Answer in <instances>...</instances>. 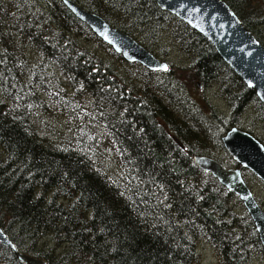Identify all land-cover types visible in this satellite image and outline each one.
<instances>
[{
    "label": "trees",
    "instance_id": "16d2710c",
    "mask_svg": "<svg viewBox=\"0 0 264 264\" xmlns=\"http://www.w3.org/2000/svg\"><path fill=\"white\" fill-rule=\"evenodd\" d=\"M50 1L0 0V213L17 229L0 226L16 248L21 236V242L48 238L62 244L66 260L79 255L86 264H196L197 241H208L223 264L264 261V247L239 198L193 159L207 156L229 168L233 160L221 139L238 128L250 103L264 122L256 93L209 42L153 0H71L149 52L156 50L159 24L172 20L174 41L184 53L199 54L201 81L213 84L216 69L228 72L233 118L204 129L207 139L196 135L200 142L185 133L189 142L183 138V145L174 103L185 92L171 66L153 72L127 62L60 0ZM221 1L264 47V29H252L253 15L243 16L234 0ZM251 1L253 14L264 18L261 1ZM106 54L109 63L102 60ZM111 61L138 69L140 92L128 87L130 81L121 88L116 75H105L116 71ZM186 98L190 119L202 125L198 103ZM42 119L79 127L69 138L52 141L41 130ZM245 130L264 145L256 129ZM95 134L100 139L93 143ZM107 160L119 168L117 176L104 166ZM34 252L24 253L47 258L44 250Z\"/></svg>",
    "mask_w": 264,
    "mask_h": 264
},
{
    "label": "water",
    "instance_id": "95a60500",
    "mask_svg": "<svg viewBox=\"0 0 264 264\" xmlns=\"http://www.w3.org/2000/svg\"><path fill=\"white\" fill-rule=\"evenodd\" d=\"M70 13L124 60L139 63L150 71H166L167 64L157 59L137 41L114 29L96 15L88 13L71 0H60ZM157 7L173 15L209 42L219 57L253 90L264 105V47L242 25L230 8L220 0H153ZM226 152L242 168L264 184V146L250 134L232 128L223 138ZM195 164L210 173L242 201L264 247V210L245 183L241 170L227 169L215 159L194 157ZM0 244L24 264H45L19 253L0 226Z\"/></svg>",
    "mask_w": 264,
    "mask_h": 264
},
{
    "label": "rangeland",
    "instance_id": "374dc122",
    "mask_svg": "<svg viewBox=\"0 0 264 264\" xmlns=\"http://www.w3.org/2000/svg\"><path fill=\"white\" fill-rule=\"evenodd\" d=\"M85 2L90 1L98 2L97 0H81ZM238 2L237 9L238 11L246 17L252 16L253 21H255L252 29L254 31H258L264 29V18H261L258 16V14H253V12L256 10V8L252 5L251 0H234ZM261 1V5L264 6L263 0ZM47 2H52L50 0H47ZM92 4V3H91ZM50 6L53 7L52 3H50ZM173 23L172 20H163L162 23L159 24V30L157 31L159 33L157 40L154 41L155 44L153 45V48L156 49L154 52H150L153 54L156 58H158L161 61H166L170 66L172 73L176 77H180V85L182 86V90L185 92L184 99H177L175 100L174 105L175 107V115L178 117L177 124L180 127V132L185 135V137L181 138V143L184 145H187L185 143L184 139L188 141V138L185 133H188L190 136H200L203 139V136L205 134V130L209 127H219L223 122H225L226 118L230 119V117L233 118L234 111L230 104L227 101V93L225 89H228V83H230L231 76L226 72L225 70H215L214 78H216L215 83L209 84V81L203 82L201 79H199V76H201L200 72H196V70H201L199 67V61L200 57L199 54L192 55L190 53H184L182 49L180 48L179 44L174 41V37L172 34V31L170 29V23ZM128 23V22H127ZM258 23V27H257ZM249 31V30H248ZM250 32V31H249ZM251 33V32H250ZM253 34V33H251ZM254 36V35H253ZM192 55V56H191ZM104 56V57H103ZM101 55L102 60L105 63H109L110 56ZM203 59L201 58V61ZM112 62V61H111ZM115 66V72L114 74H110L108 72L105 73L109 78H112L113 75H116L117 81L121 84L120 87H124L126 82H131V85L128 86L130 88H133L134 92H140L139 89L143 88L142 84L139 80L138 76V69L134 66H122L120 62H112ZM192 69H189V68ZM169 70V69H168ZM110 74V75H108ZM217 79H220L218 81ZM222 81L224 83H222ZM128 89V88H127ZM234 89L231 90V94L234 95ZM121 90H118L116 93L119 94ZM236 92V91H235ZM189 97L193 101L196 100L198 103L197 108V117L199 121L202 123V125H199L190 119L191 115L190 113H187V109H185L184 106V100H186ZM165 101H174L172 98L165 99ZM196 103V104H197ZM190 106V104L187 102ZM261 113H259L256 109V105H252L250 103L248 106H245V110L243 111V115L237 120L240 122V125L238 128L240 130H245L246 128L256 129L257 135L261 137L262 140H264V122L261 118ZM196 118V117H195ZM224 118V119H223ZM100 119V118H99ZM44 124L46 126H40L41 130L43 131V134L48 136L52 141H58L61 137L64 139L69 138V136L73 135L75 131L78 129L79 126L68 123L67 121H60V122H50L49 124L45 122L44 119H42ZM191 123L195 129H191L186 124ZM97 123L99 121L97 120ZM102 123V122H101ZM254 124V125H253ZM242 127V128H241ZM209 130V129H208ZM211 131V130H209ZM209 131L206 132L210 133ZM212 132V131H211ZM180 134V133H178ZM206 137V136H205ZM184 138V139H183ZM100 139L96 134L92 137L93 143ZM204 139H207L204 138ZM203 139V140H204ZM197 141H201L196 136ZM189 142V141H188ZM191 143H189L190 145ZM193 144V143H192ZM213 148V147H210ZM222 155H218V158H221ZM106 168L111 169V173L115 176L119 173V168L115 166V163H111L110 161H106L105 165ZM120 177L116 180L119 181ZM253 190L255 191L256 196L261 199L264 205V185L255 177L252 176L251 183ZM231 207L238 213L239 211L236 210L234 207V204ZM240 215H242L241 212H239ZM4 214V215H1ZM0 225L4 227V229L11 231L13 233V229L16 230L17 226L15 228L10 226V218L3 212L0 213ZM24 240L23 236L20 237V239L17 241L18 246L21 248L20 251L23 254L32 252L35 254V249L38 251L44 250V254L47 255V258L41 256L39 259L43 260L46 264H86L84 260H82L79 255L78 258L76 256H71L69 258L67 255V260L64 258L63 252H62V244H57V242H51V239L44 238V239H38L37 241H33V239L28 240V242H21ZM35 248V249H34ZM55 248V251H52L51 249ZM196 253L198 256L196 264H223L222 258L217 251V249L212 245L211 242H203L199 243L197 241L196 245ZM34 250V251H33ZM68 250V249H67ZM24 251V252H23ZM79 254L87 260L89 256L85 252H83L80 249H77ZM82 251V252H80ZM29 256V255H28ZM39 257V256H38ZM73 257V258H72ZM12 259V257H11ZM10 257L8 256L7 252L3 249V246H0V264H14V261L12 259L11 261ZM258 264H264V261Z\"/></svg>",
    "mask_w": 264,
    "mask_h": 264
},
{
    "label": "flooded vegetation",
    "instance_id": "af4514ba",
    "mask_svg": "<svg viewBox=\"0 0 264 264\" xmlns=\"http://www.w3.org/2000/svg\"><path fill=\"white\" fill-rule=\"evenodd\" d=\"M226 120H228L227 118H226ZM228 132H224V134H227ZM221 140H223V137H222V139ZM222 145H223V141H222ZM223 148H224V146H223ZM228 154V153H227ZM229 155V154H228ZM230 156V155H229ZM230 158L233 160V158L230 156ZM233 162H235L234 160L230 163V166H229V168H227V169H236V168H239L240 170H241V175H242V177H243V179H244V181H245V183L247 184V186L252 190V192H253V194H254V198H255V200L257 201V203H258V205L261 203L262 204V206H261V204H260V206L264 209V205H263V202L261 201V199H259L257 196H256V194H255V191L253 190V188H252V186L250 185V182L249 181H251V178H252V176L253 177H255L254 175H252L251 173H249V176H248V174H247V172L245 173V172H243V171H246L244 168H242L241 166H239L236 162L235 163H233ZM236 164V165H235ZM256 178V177H255ZM257 179V178H256ZM259 180V179H258ZM260 181V180H259ZM261 182V181H260ZM262 183V182H261ZM263 184V183H262ZM264 185V184H263ZM260 202V203H259Z\"/></svg>",
    "mask_w": 264,
    "mask_h": 264
},
{
    "label": "bare ground",
    "instance_id": "6f19581e",
    "mask_svg": "<svg viewBox=\"0 0 264 264\" xmlns=\"http://www.w3.org/2000/svg\"><path fill=\"white\" fill-rule=\"evenodd\" d=\"M247 170V169H246ZM249 171V170H248ZM3 230V229H2ZM3 232H4V230H3ZM5 233V232H4ZM6 234V233H5ZM7 235V234H6ZM8 236V235H7ZM9 237V236H8ZM10 239V238H9Z\"/></svg>",
    "mask_w": 264,
    "mask_h": 264
}]
</instances>
